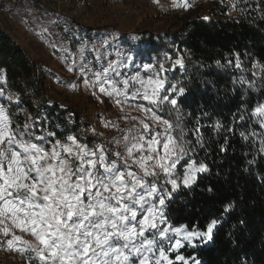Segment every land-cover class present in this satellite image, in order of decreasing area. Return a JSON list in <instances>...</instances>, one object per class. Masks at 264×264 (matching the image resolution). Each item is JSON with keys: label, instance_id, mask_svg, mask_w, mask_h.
<instances>
[{"label": "snow or ice", "instance_id": "6c2138e0", "mask_svg": "<svg viewBox=\"0 0 264 264\" xmlns=\"http://www.w3.org/2000/svg\"><path fill=\"white\" fill-rule=\"evenodd\" d=\"M173 6L191 5L188 0H173ZM83 52L81 46V59ZM66 59H71L69 71H72L75 59ZM130 62L127 58L109 61L102 72L93 73L95 80L84 81L86 86L99 84V92L113 98L117 105L125 104L130 98L148 102V106L142 103L137 106L146 119H139L133 128L122 130L124 151H115L111 157L104 145L89 148L75 135L67 136L65 142L57 139L55 143L48 139L55 137V132L44 130V135L36 136L30 129L36 128L37 123L30 115L23 131L20 126L14 129L8 110L0 105V235L10 237L4 241L9 250L34 253L39 264H202L196 255L186 257L180 250L186 247L194 251L209 250V246L215 245V230L221 220L211 219L203 229L195 224L173 226L164 214L173 193L181 187H192L199 174L209 171L205 162L197 163L190 155L195 149L191 141L184 139L185 130L179 123L180 100L186 89L167 84L160 75L177 66L183 69V58L178 56L171 69L162 63L159 71L153 64L142 65L153 73L146 78L139 71L118 81L109 78L110 72L120 76L118 67H127ZM86 67L81 65L82 74ZM235 67H242L239 58ZM253 68L264 71V64L257 61ZM0 81L6 83L3 69H0ZM234 82L255 89V83L244 77ZM7 99L12 101L13 96ZM15 101L19 104L20 97L16 96ZM165 104L170 106L167 113L162 107ZM165 115H175L177 123ZM250 115L264 127V102L257 103ZM37 119L47 121L45 116ZM240 119H244L243 114ZM215 127H221L218 121ZM177 129L178 136L173 135ZM194 131L197 145L204 147L199 127ZM26 135L29 139H24ZM240 135L248 139L245 133ZM114 141L120 144V140L114 138ZM261 145L260 152L264 153V139ZM185 158L188 159L181 177L176 170ZM161 173L165 181L158 184ZM207 191L212 192V188ZM234 208V203L225 204L223 213ZM17 229L31 234L34 241L17 235ZM169 252L176 253L174 259L169 257Z\"/></svg>", "mask_w": 264, "mask_h": 264}, {"label": "trees", "instance_id": "16d2710c", "mask_svg": "<svg viewBox=\"0 0 264 264\" xmlns=\"http://www.w3.org/2000/svg\"><path fill=\"white\" fill-rule=\"evenodd\" d=\"M233 4L232 9L227 5L211 9L207 20L188 18L172 34H149L132 45L137 49L136 59L147 64L155 63L154 59L157 62L167 44L172 45L169 52L188 60L183 69L178 67L172 73L178 87L186 89L180 100L179 123L185 130L184 139L195 149L190 155L197 163L205 162L209 171L199 174L192 187L176 191L164 214L173 226L195 224L203 229L211 219L221 220L214 246L184 250L187 256L196 255L202 264H264V153L260 152L264 127L250 115L257 103L264 102V71L253 68L257 61L264 64V0H235ZM230 10L236 13L228 16ZM237 58L241 68L235 67ZM0 69L6 76V83L0 81V104L8 110L14 129L20 126L23 131L30 115L37 123L30 129L36 136L44 135V130L56 133L48 137L51 143L57 139L65 142L69 135L88 142L84 127L89 121L77 108L61 107L49 98L51 74L41 70L27 49L1 29ZM241 77L254 82L255 89L234 82ZM9 95L12 101L7 99ZM40 116L47 121L38 120ZM169 119L177 123L175 115ZM197 127L204 147L196 143ZM252 132L258 135L253 137ZM209 187L212 192L207 191ZM228 203H234L235 208L223 213Z\"/></svg>", "mask_w": 264, "mask_h": 264}, {"label": "rangeland", "instance_id": "374dc122", "mask_svg": "<svg viewBox=\"0 0 264 264\" xmlns=\"http://www.w3.org/2000/svg\"><path fill=\"white\" fill-rule=\"evenodd\" d=\"M73 1L65 0L63 15L55 17L48 9L36 5L32 0L26 4L20 3V0H0V29L9 33L24 47L27 46V51L37 66L51 74L48 84L49 98L63 106L77 108L89 121L84 127V138L88 142H79L87 144L89 148L102 144L109 149L110 157L115 151H124L122 137L125 132L122 130L133 128L138 124L139 119H146L145 114L139 111L137 106L141 103L148 106V102L130 98L125 104L117 105L113 98L99 92V84L94 87L86 86L85 79L92 82L95 80L93 73L102 72L108 67L109 61L117 62L124 58L131 62L127 67L122 65L118 67L120 76L110 72L109 78L118 81L134 75L137 71L145 78L152 75L151 71L141 67L147 63L136 59L138 57L134 51L137 49L132 45L137 40L149 34L156 37L172 34L184 20L193 17L209 18L211 9H219L226 5L232 9L235 2V0H188L191 6L185 8L174 7L173 0H159V2L156 0H86L85 15L74 18L71 12ZM18 6L21 8L15 11L14 7L18 8ZM235 13V10H230L228 16ZM66 25L73 26L74 30L70 36L61 39L58 37V32L60 29L68 28ZM113 36L115 40L112 39ZM126 43L129 46H124ZM81 46H84L82 59ZM170 47L172 45L167 44V49L162 50V57L157 58V62L154 59L156 64L150 61L149 64L156 66V71H159L161 63L166 69H171L173 61L178 56L183 58L184 66L188 63L181 54L176 56L169 52ZM66 57H72L76 61L72 71H69V64L72 61ZM81 65L87 66L83 74L80 72ZM174 70L160 73L167 84H177V81L172 79ZM119 86L122 87V85ZM163 94L161 92V95ZM162 107L164 113H167L170 108L167 104ZM131 117L138 119H131ZM169 117L165 115L166 119ZM107 122L111 123L105 126ZM148 122L151 123V120L149 119ZM113 124L116 127H112ZM114 138L120 140V144H117ZM187 159L185 158L177 166V174L181 177L185 165L182 163H186ZM164 181L165 176L161 173L157 183L162 184ZM168 187L171 190L170 186ZM16 233L26 240L34 241V237L29 233L20 232L18 229ZM146 235L149 234L146 233ZM9 238L0 235V245ZM185 249H181L180 254H185L184 256L187 257ZM167 250L168 246L165 245V251ZM9 251H12L11 257L4 255L0 249V256L5 264H29V261L31 264H39L34 253L16 249ZM168 254L171 259H174L176 255L175 252ZM6 257L9 258L7 262Z\"/></svg>", "mask_w": 264, "mask_h": 264}, {"label": "built area", "instance_id": "2783aa9c", "mask_svg": "<svg viewBox=\"0 0 264 264\" xmlns=\"http://www.w3.org/2000/svg\"><path fill=\"white\" fill-rule=\"evenodd\" d=\"M36 5H39L40 7H44L49 10L50 14H52L55 17H60L63 15V8L65 4V0H32ZM20 3H30L29 0H20ZM86 0H74L71 12L73 14L74 18H81L85 15V9H86ZM67 26V25H66ZM68 27V26H67ZM74 30L73 26H70L66 28L65 30L60 29L58 32V37L61 39L66 38L70 33H72ZM0 264H5L0 256Z\"/></svg>", "mask_w": 264, "mask_h": 264}, {"label": "crops", "instance_id": "0c3cea01", "mask_svg": "<svg viewBox=\"0 0 264 264\" xmlns=\"http://www.w3.org/2000/svg\"><path fill=\"white\" fill-rule=\"evenodd\" d=\"M21 8V6H18V8L17 7H14V9H15V11L16 10H18V9H20ZM26 47V49H27V46H25ZM0 249H2V252L4 253V255H8V256H10L11 257V253H12V251H9L8 249V247H7V244L6 243H2L1 245H0ZM13 251H14V249H13ZM8 259L9 258H7L6 257V262L8 261Z\"/></svg>", "mask_w": 264, "mask_h": 264}]
</instances>
